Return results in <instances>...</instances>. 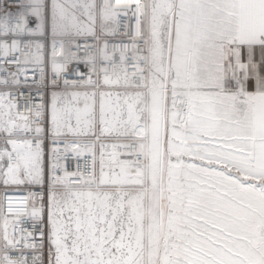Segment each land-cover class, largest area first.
<instances>
[{
  "label": "snow or ice",
  "instance_id": "obj_1",
  "mask_svg": "<svg viewBox=\"0 0 264 264\" xmlns=\"http://www.w3.org/2000/svg\"><path fill=\"white\" fill-rule=\"evenodd\" d=\"M0 264H264V0H0Z\"/></svg>",
  "mask_w": 264,
  "mask_h": 264
}]
</instances>
